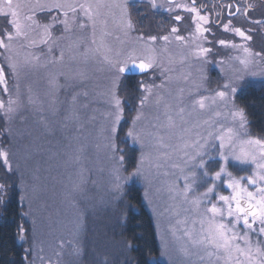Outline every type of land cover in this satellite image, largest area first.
Here are the masks:
<instances>
[{"label":"rangeland","instance_id":"obj_1","mask_svg":"<svg viewBox=\"0 0 264 264\" xmlns=\"http://www.w3.org/2000/svg\"><path fill=\"white\" fill-rule=\"evenodd\" d=\"M80 1L68 5L76 9L74 13L66 6L68 16L58 15L57 21L67 20L68 31L56 23L61 29L53 27L46 44L41 43L43 29L29 20V15H18L25 35L11 43L19 74L15 81L9 77L8 93L0 90V100L7 102L9 93L19 99L18 111L10 120L2 115L12 137L11 146L3 152L8 153V162L17 172L25 214L32 222L28 264H111L106 226L114 225L115 239L121 199L134 180L143 187L144 200L155 221L159 258L168 264H208L206 259L201 261L205 254L192 245L188 235L192 221L199 218L196 210L177 193L184 189L183 175L195 171L196 190L189 200L199 196L213 183L220 165L209 162L210 175L205 178L199 169H189L185 152L193 155L199 137L215 134L221 125L236 129L242 139H263L250 129L237 94L246 83L264 82V60L252 54L241 56L237 48L210 60L207 54H199L204 45L197 44L193 36L183 41L176 35L167 36V41L143 42L137 38L136 55L154 57V69L139 81L140 87L143 81L149 91L141 87L143 105L139 104L133 117L139 116L135 131L140 140L136 145L144 161L141 175L127 183L121 181L123 187L117 193L113 189L114 170L122 167L121 175L128 176L136 169L126 171L110 147L113 139L116 143L118 139L111 133L116 113L113 93L123 109L119 88L125 81L115 68L132 51L130 30L127 37L119 39L120 24L112 18L114 10L105 1L85 0L82 5L91 9L88 16L78 5ZM34 19L41 25L37 16ZM8 33L15 36L13 25ZM33 41L35 45L30 47ZM245 59L249 61L246 67L241 63ZM225 84L237 91L219 98V91H229ZM202 98L203 108L197 103ZM238 109L245 115V129L231 115ZM121 117L122 121L123 111ZM132 126L131 121L129 128ZM245 131L247 135H243ZM210 154L216 156L215 152ZM254 170V165H240L238 161L228 165L236 177L250 176ZM216 183L219 194L231 195L226 184ZM0 185L5 195V184L0 181ZM249 191L255 188L250 186ZM212 200L215 202L216 197ZM239 231L243 232V227ZM256 238L253 234L252 239Z\"/></svg>","mask_w":264,"mask_h":264},{"label":"snow or ice","instance_id":"obj_2","mask_svg":"<svg viewBox=\"0 0 264 264\" xmlns=\"http://www.w3.org/2000/svg\"><path fill=\"white\" fill-rule=\"evenodd\" d=\"M20 7V4L14 5L13 0H6V2L0 0V13L10 14L12 17L11 24L15 28V36L13 33H6L5 37H0V60L3 61V63L0 64V88H2L5 93H8V76H11L15 81L19 74L15 49L11 41L14 38L25 35L22 32L21 24L17 20V9ZM65 7L66 5L59 2V0H50V2L47 3L37 2L31 6L30 10L33 12V16H29L28 19L43 29L44 39L41 40V43H48V39L51 35L50 30L56 26L58 18L52 15L49 23L39 25L34 19L35 12L39 11L42 14L62 12V14L67 17L68 11H64ZM67 7H69L73 13L76 11L74 7ZM153 7H156L154 0ZM228 7L233 6L230 5ZM81 9L84 10L86 16L90 14V7L81 5ZM187 10L196 14L197 31L201 34L208 31L200 27V22H207L208 17L201 16L200 10L194 6ZM236 10L237 12L240 11L238 6H236ZM175 19L180 21L182 17L176 16ZM255 23L262 22L255 21ZM60 24L64 27L65 31H68V22L66 19L60 21ZM128 26L131 27L130 22ZM81 27H83V25H81ZM225 28L227 29L228 25H225ZM177 31L178 29H172L173 33ZM235 32L242 38L251 39V37L246 36L245 32L241 29H235ZM176 38L180 41L184 40V37L177 36ZM156 39V36L148 37L150 42H154ZM162 39L167 41L168 37L164 36ZM219 43L221 45H226V42L223 40L219 41ZM34 45L35 42L33 41L29 46L31 47ZM232 47L235 48L237 45L233 44ZM210 51V49L201 48L199 54H207ZM244 51L247 53L249 50L245 48ZM49 52H51V48H49ZM62 58L63 53L61 52L60 59ZM35 59L39 58L36 57ZM262 59H264V57H262ZM241 63L246 67L249 61L245 59L241 61ZM153 67L154 57L149 56L145 58L130 55L127 59L117 62L115 71L119 77L127 74L132 69H136L139 73L143 74L152 70ZM5 69H7V74ZM253 75H255V73H253ZM14 87L18 92V83L14 84ZM141 87L144 91H149L143 81H141ZM224 88L229 91H219L216 94L219 98H227L230 94L234 95L237 91V89L230 84H225ZM113 99L116 113L111 133L113 137H115L120 131L118 125L122 118L121 113L123 109L121 107L122 102L115 93H113ZM29 102H33L31 96L29 97ZM140 103L143 105V100H141ZM197 103H199L201 108L204 107L203 98ZM18 106V97L13 99L9 93L7 102L0 100V115H3L6 120H10L18 111ZM231 115L234 121H238L241 129L246 128L247 121L243 110L238 109L231 113ZM138 119L139 116L132 120L133 126L125 133V142L130 140L133 145L140 140L139 135L135 131V123ZM243 135H247V132L245 131ZM249 146H252L251 149ZM110 147L114 154V159L117 160L119 165L123 166L125 156L117 154L124 152L125 149L120 148L114 139ZM187 147L188 145L185 144L184 148ZM195 147L198 150L195 151L193 155L189 156L188 153L185 152L189 169H199L202 171L203 176L207 178L210 175L208 172L209 162H217L220 165L219 170L214 173L213 183H211V185L199 196L189 200V195L196 190L194 187L196 182L195 171H189V174L183 175L184 189L177 193L184 198L185 202L190 203L199 217L192 221L193 227L192 230L188 231V235L191 238L192 245L204 252L205 255L200 257L201 261L206 259L208 264H213V262L214 264H264V139H242L241 133L236 131V129H225L224 126L221 125L220 130L215 134L209 132L207 137H199L195 143ZM212 152L216 153L215 157L210 154ZM205 157H207V159H205ZM129 158L132 159L133 157L130 156ZM143 161L144 156L141 154L135 171L128 176L121 175L122 167H118L114 170L113 175L116 181L113 185L114 191L117 193L121 191L123 187L121 181L127 183L141 175L140 166L143 164ZM231 161H238L240 165L252 164L255 166V170L250 176L236 177L232 172L228 171V165ZM0 162L4 163L6 171H12V166L8 162L7 152L0 151ZM176 167H179V165H176ZM189 181H192V183H189ZM217 181L226 184L227 189L231 190V195L219 194L217 191ZM243 181H247V184H242ZM250 186L254 187L255 191H249ZM3 190L4 186L0 185V191ZM213 196L216 197L215 202L212 200ZM202 205H210V207L202 208ZM197 224L199 225L198 229L196 227ZM240 227H243V232L239 231ZM253 234L257 237L255 240L252 239Z\"/></svg>","mask_w":264,"mask_h":264},{"label":"trees","instance_id":"obj_3","mask_svg":"<svg viewBox=\"0 0 264 264\" xmlns=\"http://www.w3.org/2000/svg\"><path fill=\"white\" fill-rule=\"evenodd\" d=\"M145 75V74H143ZM142 75H124L125 81L119 88L123 101V119L120 122L117 143L125 156V170L136 168L140 150L129 140L125 142V133L139 107L142 88ZM237 101L244 108L250 129L264 139V82L246 83L237 94ZM12 141L5 120L0 115V151L8 149ZM133 157L130 159L129 157ZM0 181L5 184L6 193L0 191V264H28L32 252L29 249L32 237V222L25 214L26 206L21 200V191L17 172L6 171L0 162ZM3 196V199H2ZM119 232L114 225L106 226L109 244L106 251L110 263L114 264H168L159 258L161 247L152 212L143 195V187L137 181L127 185L121 199ZM118 243V245H117ZM116 246V247H114ZM119 249V253H114Z\"/></svg>","mask_w":264,"mask_h":264},{"label":"flooded vegetation","instance_id":"obj_4","mask_svg":"<svg viewBox=\"0 0 264 264\" xmlns=\"http://www.w3.org/2000/svg\"><path fill=\"white\" fill-rule=\"evenodd\" d=\"M74 1L59 0L66 6ZM103 1H105L103 2L104 4L109 5L114 10L112 18L120 24L119 39H122L124 35L127 37V30H130L129 41L131 42L130 48L132 51L127 54V58L130 55L146 58L145 55H136L135 41L138 40L137 38H142L141 40L144 42L150 36H156L157 40H163L162 37L171 35L185 38L195 37L197 44H202L204 48L211 50L207 53L210 60L231 54L235 48L239 49L241 56L252 54L264 57V0H154L156 7H153V0ZM3 2H6V0H3ZM37 2L47 3L50 0H13L14 5H21L17 9L18 15L26 14L29 16H33V12L30 9ZM84 3L85 0H81L78 5ZM230 5L233 7H228ZM193 6L200 10L201 16L208 17L207 22H200V27L208 30L203 32V34L197 31L196 14L187 10ZM236 6L239 7V12H237ZM61 13L42 14L36 11L34 16H37L40 24L43 25L51 21L52 15L58 18ZM176 16H180L182 19L177 21L175 19ZM11 21L12 17L10 14L0 13V37H5L6 33H8L12 26L10 24ZM255 21H261L262 23H255ZM129 22L131 27L128 26ZM56 23H60V21ZM124 25L126 27L122 29ZM225 25H228L227 29ZM58 28L61 29V26L56 24L54 29ZM173 28L178 29V31L173 33ZM235 29L243 30L246 36H250L251 39L240 37L235 32ZM221 40L225 41L226 45H221L219 43ZM233 44L237 45V47H232ZM245 48L249 50L247 53L244 51ZM2 63L3 61L0 60V64ZM213 67L216 68L215 66ZM152 70L144 74H148ZM5 72L7 74V69H5ZM125 75L133 76L135 74ZM0 90L2 89L0 88Z\"/></svg>","mask_w":264,"mask_h":264},{"label":"water","instance_id":"obj_5","mask_svg":"<svg viewBox=\"0 0 264 264\" xmlns=\"http://www.w3.org/2000/svg\"><path fill=\"white\" fill-rule=\"evenodd\" d=\"M139 62V61H137ZM147 73V72H146ZM127 74H135V75H140L141 73H139L136 69H132L131 71H129ZM144 74V73H143Z\"/></svg>","mask_w":264,"mask_h":264}]
</instances>
